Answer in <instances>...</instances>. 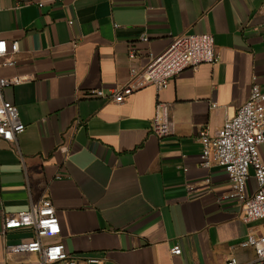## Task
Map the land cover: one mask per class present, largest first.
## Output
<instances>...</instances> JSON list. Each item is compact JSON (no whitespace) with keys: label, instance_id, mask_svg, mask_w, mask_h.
Returning a JSON list of instances; mask_svg holds the SVG:
<instances>
[{"label":"crops","instance_id":"obj_1","mask_svg":"<svg viewBox=\"0 0 264 264\" xmlns=\"http://www.w3.org/2000/svg\"><path fill=\"white\" fill-rule=\"evenodd\" d=\"M202 34L213 36L218 64L185 70L162 92L147 87L114 102L149 53ZM0 39L19 44L16 66L0 58V77L23 80L3 97L26 127L17 141H0V264H38V254L15 252L34 230L3 233V225L43 197L61 227L44 242L81 261L255 260L245 243L264 220L245 223L242 204L222 200L229 178L217 165L201 166L197 132L207 126L213 135L234 117L253 77L264 87V0H0ZM158 104L169 106L168 138L151 131ZM249 187L256 191L254 178ZM178 245L182 253L171 255Z\"/></svg>","mask_w":264,"mask_h":264},{"label":"built area","instance_id":"obj_2","mask_svg":"<svg viewBox=\"0 0 264 264\" xmlns=\"http://www.w3.org/2000/svg\"><path fill=\"white\" fill-rule=\"evenodd\" d=\"M141 41L148 42L149 39L144 36ZM18 53V43L10 44L0 39V58H5L1 66H16L17 62L12 56ZM129 58H136L134 50L130 51ZM147 59L144 67L131 68L128 82L113 93L114 102L121 104L126 98L147 87L162 92L183 71L219 63L214 38L209 34L175 37L166 51L160 55L149 53ZM21 83V78L0 77V141L15 142L26 131L17 106L3 97L5 88ZM252 86L247 102L234 117L227 119L221 129L212 135L207 126H202L197 132L198 143L202 145L201 166L209 168L217 165L226 172L231 191L222 200L240 202L243 206L242 220L245 223L264 220V87L256 82V77H253ZM93 94L98 97L105 95L102 91ZM168 113V105H157L151 131L158 138H168L171 134ZM75 124L76 127L80 125L78 122ZM60 150L70 154L64 144L60 146ZM251 178L255 179L257 186L253 193L249 192ZM23 228L33 229L35 238L31 242L16 246L15 252L38 254V264H92L96 261H81L71 256L65 245L44 242V238L61 234L57 211L48 197L32 204L25 212L8 215L4 221L3 233ZM245 244L256 255L255 260L249 264H264V230L261 234H250ZM170 252L173 256H179L182 249L178 245ZM227 264L241 263L235 258Z\"/></svg>","mask_w":264,"mask_h":264}]
</instances>
